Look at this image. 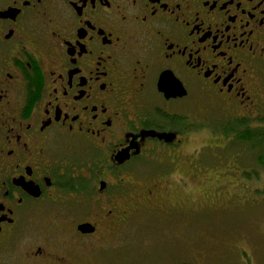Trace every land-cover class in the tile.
I'll return each instance as SVG.
<instances>
[{
	"label": "flooded vegetation",
	"instance_id": "af4514ba",
	"mask_svg": "<svg viewBox=\"0 0 264 264\" xmlns=\"http://www.w3.org/2000/svg\"><path fill=\"white\" fill-rule=\"evenodd\" d=\"M256 121L264 0H0V264H90L194 212L218 136Z\"/></svg>",
	"mask_w": 264,
	"mask_h": 264
},
{
	"label": "rangeland",
	"instance_id": "374dc122",
	"mask_svg": "<svg viewBox=\"0 0 264 264\" xmlns=\"http://www.w3.org/2000/svg\"><path fill=\"white\" fill-rule=\"evenodd\" d=\"M225 114L214 112L213 120L226 123ZM259 125L258 121L248 124L253 129ZM217 140L223 148L218 149L221 158L211 170V179L186 187L194 212L133 217L121 231L96 245L88 262L264 264V165L256 163L253 141L221 136Z\"/></svg>",
	"mask_w": 264,
	"mask_h": 264
},
{
	"label": "trees",
	"instance_id": "16d2710c",
	"mask_svg": "<svg viewBox=\"0 0 264 264\" xmlns=\"http://www.w3.org/2000/svg\"><path fill=\"white\" fill-rule=\"evenodd\" d=\"M235 132V138L240 141H248L251 140L254 145L256 146V149L260 150V146H262V141H264V127L252 129L247 127L245 122L239 123L237 126H235L234 131ZM264 152H259L257 155V162L261 165H264Z\"/></svg>",
	"mask_w": 264,
	"mask_h": 264
}]
</instances>
